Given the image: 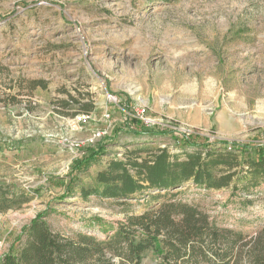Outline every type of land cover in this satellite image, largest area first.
<instances>
[{
    "label": "rangeland",
    "instance_id": "rangeland-1",
    "mask_svg": "<svg viewBox=\"0 0 264 264\" xmlns=\"http://www.w3.org/2000/svg\"><path fill=\"white\" fill-rule=\"evenodd\" d=\"M85 107L91 118L78 126ZM143 108L154 122L147 127L171 137H111L142 122ZM106 128L107 136L87 141ZM263 131L264 0H0V257L19 237L25 242L23 229L49 203L48 224L67 237L105 239L141 213L148 196L124 204L79 195L112 158L165 146L182 153L191 149L172 138L192 136L263 146ZM105 138V155L73 171ZM76 173L74 194L57 201ZM178 190L243 234L239 264L264 254V185L249 195L192 183ZM142 264L159 260L149 250Z\"/></svg>",
    "mask_w": 264,
    "mask_h": 264
},
{
    "label": "trees",
    "instance_id": "trees-1",
    "mask_svg": "<svg viewBox=\"0 0 264 264\" xmlns=\"http://www.w3.org/2000/svg\"><path fill=\"white\" fill-rule=\"evenodd\" d=\"M90 111L85 107L84 113ZM135 123V128L128 124L117 127L111 137H171L169 131ZM107 139L87 148L72 170H86L95 164L106 153ZM172 139L191 150L172 153L165 146L148 150L144 157L142 149L131 150L124 159H110L97 172L96 185L80 189L83 199L99 195L124 204L136 197H149L150 204L141 213L128 214L107 238L88 233L67 237L52 229L47 222L53 212L49 203L23 229L25 242L19 237L21 245L13 244L0 257V264H142L149 250L159 264H239L241 249L247 245L243 234L220 227L197 204L180 197L178 189L192 183L205 189L231 187L233 195L240 189L251 194L264 185V145L253 147L234 141L229 146L226 141L210 142L198 136ZM77 177L76 173L57 201L74 194ZM247 261L246 264H264V254Z\"/></svg>",
    "mask_w": 264,
    "mask_h": 264
},
{
    "label": "built area",
    "instance_id": "built-area-1",
    "mask_svg": "<svg viewBox=\"0 0 264 264\" xmlns=\"http://www.w3.org/2000/svg\"><path fill=\"white\" fill-rule=\"evenodd\" d=\"M112 99L117 102V98L116 96H112ZM145 111V109L143 108L140 112H138V116L139 118L142 120L143 123H145L146 126H150L152 125L154 122L146 117H144L143 113ZM110 117L111 115L110 114H104V118L105 120L109 121L110 122ZM91 118V114H87V113H80V114H77L74 118V121L75 123H77V125L79 126L80 123H83V122H86L88 119ZM111 123V122H110ZM76 126V125H75ZM108 128V127H107ZM104 129V130H98L96 132H94L92 134V136H90L87 141L88 142H91V143H94L96 142L97 140H100L102 137H105L108 135V129ZM182 132H188V130L186 128H182L181 129ZM258 144H264V131L263 133L261 134L260 138L256 141ZM70 147V145H69Z\"/></svg>",
    "mask_w": 264,
    "mask_h": 264
}]
</instances>
